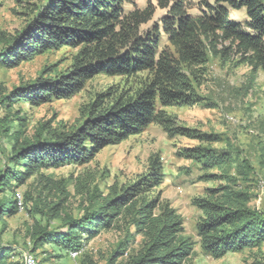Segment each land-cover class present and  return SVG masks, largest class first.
<instances>
[{
    "label": "trees",
    "instance_id": "obj_1",
    "mask_svg": "<svg viewBox=\"0 0 264 264\" xmlns=\"http://www.w3.org/2000/svg\"><path fill=\"white\" fill-rule=\"evenodd\" d=\"M27 9L28 22L14 36L0 39V66L14 68L49 51L76 50L65 72L42 76L33 82L0 90V132L13 131L15 139L0 168V221L23 210L40 216L30 229L33 249L52 246L63 255L80 251L103 231L128 221L144 244L125 264H189L195 255V241L185 235L184 219L169 202L150 196L160 187L165 172L160 155L151 157L148 172L133 183L117 187L103 196L88 191L89 205L75 217L64 211L69 192L66 181H56L43 171L62 165H86L105 148L117 145L158 124L170 139L185 137L215 143L214 134L179 125L166 108L192 106L200 101L197 87L208 73L209 58L226 64L250 67L252 79L264 70V0H199L200 14L188 13L184 0H156L140 9L135 0H17ZM134 6L128 9L127 6ZM156 8L166 10L159 23ZM231 9L245 10V23L231 16ZM97 76L121 77L125 86H109L97 92L81 109V119L68 131L42 124L27 136L28 119L15 106L38 107L54 100H66L84 90ZM16 123V124H14ZM177 155L209 171L232 163L225 153L211 147H182ZM251 166L243 163L238 175L249 180ZM222 177L229 184L206 188L193 199L201 210L196 229L202 252L215 259L229 253L255 248L264 242V209L250 206L246 190H237V180L225 174H204L199 180ZM32 192L20 193L29 181ZM82 185V184H81ZM82 190V192H84ZM62 195L57 202L49 194ZM22 206L19 205V199ZM57 219L59 225L52 227ZM14 250L0 241V264L12 261ZM118 248L109 258L115 264Z\"/></svg>",
    "mask_w": 264,
    "mask_h": 264
},
{
    "label": "rangeland",
    "instance_id": "obj_2",
    "mask_svg": "<svg viewBox=\"0 0 264 264\" xmlns=\"http://www.w3.org/2000/svg\"><path fill=\"white\" fill-rule=\"evenodd\" d=\"M198 1L184 0L189 14H200ZM135 2V6L140 9L145 8L149 2L157 4L156 0ZM133 7L127 6L128 9ZM26 11L24 5L17 0H0V39L3 36H14L26 26ZM165 13L166 10L156 8L154 19L144 25L143 29L151 28L155 22L159 23ZM231 16L242 23L247 20L245 10L231 9ZM75 54L76 50L65 47L46 52L33 61L14 68L0 66V90L8 92L18 85L33 82L38 77L65 72L71 66ZM236 60L224 64L219 59L210 57L205 80L197 87L200 101L192 106L166 108L177 116L179 125L194 132L216 135L218 140L215 143L185 137L170 139L158 124H151L144 132L103 149L86 165H62L45 170L43 173L46 176L56 181H66L69 195L64 203V211L75 217L82 216L89 205V193L84 187L105 196L112 187H123L139 179L148 172L150 158L160 155L165 179L160 187L151 191L150 196L158 194L161 202H169L183 217L185 235L196 244L195 255L189 264H264V242L258 247L229 253L220 259L205 255L198 244L196 224L202 212L193 203V199L203 195L206 188L229 184L227 179L220 176L210 181L199 180L202 175L225 174L236 179L237 185L233 188L246 190L251 198L250 206L264 209V70L260 69L251 80L250 67L245 64L237 66ZM125 85L126 81L121 77L97 76L87 83L83 91L70 99L54 100L32 108L28 105L15 106L13 112L18 108L23 110V115L28 119L25 128L27 136L33 135L45 123H49L52 128L68 131L80 122L81 109L91 101L95 93L106 90L109 86ZM5 114V111H1L0 117ZM12 132H0V168L7 164V156L15 141ZM201 145L229 155L232 163L224 168L204 171L199 163L177 155L179 148ZM246 162L251 166L249 180L238 175L241 165ZM31 183L32 180L19 190L20 193L30 191L36 197L38 186L34 190V185H29ZM46 194H49L53 202L62 198L57 192ZM8 197V194L0 195V200ZM35 218L48 224V220L45 221L38 215L34 217L27 210L6 219L5 232L1 231L3 223L0 221V241L14 250L12 261L16 264H25V253H31L37 264H108L109 258L118 248L124 253L119 255L115 264H125L144 244L143 236L137 234L128 221L121 220L115 228L103 231L76 254L60 255L50 245L34 250L29 232ZM50 224L55 227L59 225V221L55 219Z\"/></svg>",
    "mask_w": 264,
    "mask_h": 264
},
{
    "label": "built area",
    "instance_id": "obj_3",
    "mask_svg": "<svg viewBox=\"0 0 264 264\" xmlns=\"http://www.w3.org/2000/svg\"><path fill=\"white\" fill-rule=\"evenodd\" d=\"M19 205L22 206V200L21 198L19 199ZM77 252H71V254H76ZM24 262L25 264H37L36 259L31 253H25L24 254Z\"/></svg>",
    "mask_w": 264,
    "mask_h": 264
}]
</instances>
